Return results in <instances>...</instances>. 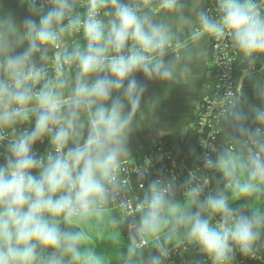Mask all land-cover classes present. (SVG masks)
<instances>
[{"label":"clouds","instance_id":"1","mask_svg":"<svg viewBox=\"0 0 264 264\" xmlns=\"http://www.w3.org/2000/svg\"><path fill=\"white\" fill-rule=\"evenodd\" d=\"M3 4L0 264H174L193 250L204 260L184 264H264V0H18L22 17ZM234 62L214 94L219 145L190 148L183 179L148 178L133 134L173 87ZM156 82L163 96L148 95Z\"/></svg>","mask_w":264,"mask_h":264},{"label":"crops","instance_id":"2","mask_svg":"<svg viewBox=\"0 0 264 264\" xmlns=\"http://www.w3.org/2000/svg\"><path fill=\"white\" fill-rule=\"evenodd\" d=\"M3 8L5 11H13L18 17L26 14L25 8L18 4V0H4ZM206 71L207 75L197 79L191 88L184 86L173 87L169 94L161 100L156 110V123L146 126L133 134L130 146L136 161L143 149L150 148V146H154L155 143L167 137L184 136L192 128L197 108L202 99L205 96H209V94L214 95L218 91L212 67ZM165 87L166 85H162L159 82L153 83L150 85L148 95L163 96ZM161 129H167L166 134L160 135ZM219 143L220 137L218 145ZM179 178L182 179L183 177L179 176ZM122 235L126 239V232L122 233ZM104 249H108V246L101 243L98 250ZM196 255L195 250H193L186 253L183 258L179 257L172 261L174 264H184V261L195 258Z\"/></svg>","mask_w":264,"mask_h":264},{"label":"trees","instance_id":"3","mask_svg":"<svg viewBox=\"0 0 264 264\" xmlns=\"http://www.w3.org/2000/svg\"><path fill=\"white\" fill-rule=\"evenodd\" d=\"M241 65L234 63V71L233 78L236 79L240 76ZM259 68V65H258ZM213 75L215 82L218 84L220 82V68L219 66L212 67ZM245 92L248 95L250 100H253V92L247 80L244 81ZM203 101V100H202ZM200 102L197 112L194 118L192 128L184 135L180 137H167L155 143L154 146H150V148L143 149L137 158V163L140 164L144 157L150 156L154 152V147H162L164 161L157 160V170L164 168V162L168 164L169 168L175 169L178 174H181L182 177H186L188 171L192 170L195 166L194 158L189 154L190 148H195L198 154H202L205 152L204 146L200 144V139L204 133H201L202 128L204 129L205 135L208 133L209 129L204 128L202 125V121L204 118V113L207 111L204 102ZM218 114V110L213 111V113L209 116V118L215 121L216 116ZM219 138V136H218ZM47 144L37 145L39 151H43L46 148ZM218 146V143H217ZM169 156V157H168ZM202 165V164H201ZM182 178V179H183ZM179 258V256H173V259ZM197 260H204L203 256H195ZM236 264H261L260 261L249 260L241 257L237 254Z\"/></svg>","mask_w":264,"mask_h":264},{"label":"built area","instance_id":"4","mask_svg":"<svg viewBox=\"0 0 264 264\" xmlns=\"http://www.w3.org/2000/svg\"><path fill=\"white\" fill-rule=\"evenodd\" d=\"M223 54V53H222ZM235 63V62H234ZM234 63L231 66H224V65H217L220 68V82L217 84V89L219 91H223L227 86L235 83V80L233 78V71H234ZM219 86V88H218ZM204 102V105L206 106L207 111H205L204 113V118L202 121V125L204 128H208L209 131L208 133L205 135L204 129L202 128L201 133H204L200 139V144L203 145L201 142H205L208 144H214L217 145L219 138L218 136H215V134L218 132V128H217V120L213 121L209 118V116L213 113V105L215 104V95L210 96H205L202 99ZM216 119V118H215ZM205 151H208V149H206L204 147ZM163 149L162 147L158 146V147H154V152L147 157H144L142 163H144L146 160H150L151 161V165H150V173L148 178H156L157 176H159L161 173L171 176V175H176V176H182L181 174H178L175 169L173 168H169L168 164L164 162V168L162 167V169L157 170V160H161L164 161V156L162 153ZM169 157V156H168ZM133 181L136 180L135 175L132 176L131 178ZM127 234V233H126Z\"/></svg>","mask_w":264,"mask_h":264},{"label":"rangeland","instance_id":"5","mask_svg":"<svg viewBox=\"0 0 264 264\" xmlns=\"http://www.w3.org/2000/svg\"><path fill=\"white\" fill-rule=\"evenodd\" d=\"M176 256H178V255H176ZM180 257V256H179Z\"/></svg>","mask_w":264,"mask_h":264}]
</instances>
